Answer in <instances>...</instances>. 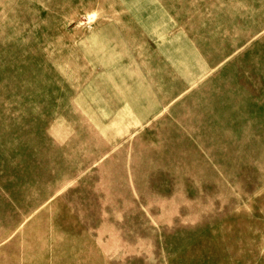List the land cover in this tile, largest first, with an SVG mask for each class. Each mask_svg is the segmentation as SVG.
Segmentation results:
<instances>
[{
    "label": "rangeland",
    "instance_id": "rangeland-1",
    "mask_svg": "<svg viewBox=\"0 0 264 264\" xmlns=\"http://www.w3.org/2000/svg\"><path fill=\"white\" fill-rule=\"evenodd\" d=\"M111 263L264 264V0H0V264Z\"/></svg>",
    "mask_w": 264,
    "mask_h": 264
},
{
    "label": "crops",
    "instance_id": "crops-1",
    "mask_svg": "<svg viewBox=\"0 0 264 264\" xmlns=\"http://www.w3.org/2000/svg\"><path fill=\"white\" fill-rule=\"evenodd\" d=\"M148 255V254H147ZM112 264V263H111Z\"/></svg>",
    "mask_w": 264,
    "mask_h": 264
}]
</instances>
